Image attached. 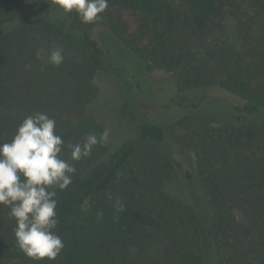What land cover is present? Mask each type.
Returning a JSON list of instances; mask_svg holds the SVG:
<instances>
[{
    "label": "trees",
    "instance_id": "trees-1",
    "mask_svg": "<svg viewBox=\"0 0 264 264\" xmlns=\"http://www.w3.org/2000/svg\"><path fill=\"white\" fill-rule=\"evenodd\" d=\"M23 6L0 0V143L36 112L55 119L66 144L99 136L105 128L87 105L100 70L159 104L164 83L150 73L172 74L165 108L182 112H131L134 139L111 154L108 140L75 162L71 185L57 194L64 248L39 264H264V0H108L100 19L107 30L96 38L74 12ZM56 47L60 66L41 57ZM213 89L240 105L210 116L176 102ZM175 174L197 194L194 205L166 191ZM8 211L0 206V264H37L17 248Z\"/></svg>",
    "mask_w": 264,
    "mask_h": 264
},
{
    "label": "clouds",
    "instance_id": "clouds-1",
    "mask_svg": "<svg viewBox=\"0 0 264 264\" xmlns=\"http://www.w3.org/2000/svg\"><path fill=\"white\" fill-rule=\"evenodd\" d=\"M65 14L76 13L82 24H95L108 8V0H47ZM63 48L50 50L48 62L60 66ZM110 132L88 134L82 142L65 143L56 132V121L47 113L27 116L16 127L10 142L0 143V206L14 222L15 244L31 261H55L64 248L63 238L56 231L57 194L67 190L77 172L75 162L90 156L98 144L108 143ZM70 153V158L64 152ZM71 161V162H70ZM109 200H113L111 194ZM117 212L125 205L119 197L113 202ZM102 212H97L101 219Z\"/></svg>",
    "mask_w": 264,
    "mask_h": 264
},
{
    "label": "rangeland",
    "instance_id": "rangeland-1",
    "mask_svg": "<svg viewBox=\"0 0 264 264\" xmlns=\"http://www.w3.org/2000/svg\"><path fill=\"white\" fill-rule=\"evenodd\" d=\"M47 7H50L47 0H24L23 10H46ZM76 18H78V16H75V20ZM77 21H79V19H77ZM79 23L92 38H96L95 32L99 33L101 31V26L103 30H107V27L102 20H99L92 25L82 24L80 21ZM229 28V34L233 35V25L231 22L229 23ZM48 54L49 53L46 51L41 52V57L46 63L48 62ZM150 76L154 80L164 83L162 84V87H164L163 89H165V92L163 93V99L160 104L156 103V101L150 102L146 99L145 102L140 101L142 99L138 98L136 94L134 96L124 84H121L118 80L112 77L111 73L100 70L95 74L93 79L94 96L87 105V112L105 129L109 130V154L118 149L125 141L136 137L137 122L131 112H135V114L138 113L141 117L149 118V114L144 109L145 107L153 111L151 116H154L155 113L160 116L171 117L182 114L180 110L174 107H172V109L165 108L168 107L167 101L171 100L174 93L173 87L171 86L172 74L156 69L150 73ZM145 97H147V94ZM220 100L224 102L220 103ZM147 102L148 107L145 106ZM176 102L182 103L190 114L196 112L195 114H210V116L218 113L225 116L229 113L231 107L227 105V102L240 105L237 99L230 97V95L218 89L199 90L192 92L189 95H181ZM194 105L198 106L196 110H194ZM242 116L245 117V114ZM186 127V125L185 127L178 126L177 131L175 132L178 134H184ZM165 189L171 196L189 205H194L196 202L197 194L188 192L182 185L177 174L166 183Z\"/></svg>",
    "mask_w": 264,
    "mask_h": 264
}]
</instances>
